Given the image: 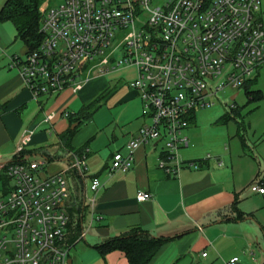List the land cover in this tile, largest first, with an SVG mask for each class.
Masks as SVG:
<instances>
[{
  "label": "built area",
  "instance_id": "1",
  "mask_svg": "<svg viewBox=\"0 0 264 264\" xmlns=\"http://www.w3.org/2000/svg\"><path fill=\"white\" fill-rule=\"evenodd\" d=\"M261 7L262 0H59L44 14L39 48L12 62L37 102L78 92L94 74L134 68L131 88L140 93L148 123L127 144V156L114 155L111 174L129 171L141 147L163 142L159 168L178 177L196 110L211 107L227 89L246 90L264 67ZM89 152L73 158L81 176ZM47 164L0 159V264H69L70 250L85 238L83 232L68 243L71 188L64 173L48 174ZM101 188L94 178L91 191ZM251 189L264 194L259 185ZM151 198L137 194L140 203Z\"/></svg>",
  "mask_w": 264,
  "mask_h": 264
},
{
  "label": "crops",
  "instance_id": "2",
  "mask_svg": "<svg viewBox=\"0 0 264 264\" xmlns=\"http://www.w3.org/2000/svg\"><path fill=\"white\" fill-rule=\"evenodd\" d=\"M22 44L26 55L29 49ZM18 51L0 34V159L8 161L28 152L31 159L53 163V174L68 175L71 202L87 208L84 240L89 239V249L99 253L94 254L96 264H129L123 252L113 251L103 256L94 246L121 238L134 229L155 238L170 239L152 264H228L235 258H238L235 264H260L258 255L264 262V194L251 189L253 185L264 188V129L261 140L252 146L239 137L241 144L235 151L231 147L207 149L202 146L201 134L190 130L188 148L192 152L181 158L185 167L178 177L169 176L159 168L163 142L141 147L135 151L129 171L111 174L114 155L120 152L127 156V144L148 123L140 93L124 88L121 80L116 81L113 90L101 81L89 88L95 81L91 78L78 92L67 89L37 102L19 69L13 66L12 59ZM100 76L98 80L106 77ZM257 76L256 81L260 79V70ZM98 94L105 95V100L118 97L116 106L123 109L131 105L123 122L131 131L114 146L92 143L100 136L101 128L97 126L95 136L88 140L77 138L78 127L87 115L84 109L96 102ZM49 101L52 106L45 110L44 105ZM77 107H80L78 111H70ZM64 113H69L71 118H64ZM77 119L82 122L67 143L64 136L73 130ZM244 146H250L253 154L245 153ZM86 149L90 150L86 174H73L74 156ZM193 162L199 167L188 166ZM94 178L102 183L97 193L90 189ZM79 181L83 189L78 194ZM139 192L150 193L152 198L140 203ZM94 198L95 203L91 202Z\"/></svg>",
  "mask_w": 264,
  "mask_h": 264
},
{
  "label": "rangeland",
  "instance_id": "3",
  "mask_svg": "<svg viewBox=\"0 0 264 264\" xmlns=\"http://www.w3.org/2000/svg\"><path fill=\"white\" fill-rule=\"evenodd\" d=\"M7 2L8 0H0V12L5 7ZM58 3L59 0H40V12L43 17L48 9L57 5ZM260 18H262L264 23V0H262ZM42 22L43 18L41 25ZM0 34L4 36L6 40L12 43V47L15 45V48L19 49V51L16 53L17 56L24 57L22 52L24 48L23 44L21 40H16V31L11 22H0ZM263 70L264 69L260 70V79L256 81L258 78V76H256L255 81L248 90L227 89L213 100L214 104L211 107L198 108L195 112L196 125H192L187 130V136L189 137L190 130H197L198 134L200 133L202 137V146L206 147L207 149L211 146L222 150L226 147H231L232 151H235V149H237V147L241 144L239 137H241L245 143H248L251 146L258 143L262 138V131L264 129V100L259 104L260 109L258 108L257 110H254L256 105L253 103H251L246 108L245 106L249 100L248 92L259 89L264 93ZM92 76V78H95L93 79L95 81L91 82V84L88 86L89 88L98 86L97 82L101 81L109 84V87H111L113 90L117 86L116 81L121 80L123 81L122 85L125 84L124 88L132 89L130 86L131 83L137 78V72L134 68L123 66L119 70L107 74L104 79L98 80L97 78L100 76L98 74H94ZM83 77L86 78L87 76L84 75ZM101 93L103 92H100L99 94ZM99 94L97 98L99 97ZM237 94V99L232 101V96ZM116 99H118V97L113 100H105L95 104L93 109L90 110V114L85 116L82 124L78 127L79 131L77 133V138L81 140H88L91 138V136H95V126L101 128L100 136H98L96 140L92 141V143H99L101 145L110 144V146H114V144L122 141L124 137H128L131 127H127L128 125L124 126L123 122L125 117H128V115H125V113H127V108H131V105L124 106L127 108L123 109L120 107V105L116 106ZM51 101L44 105L45 110L51 108L53 102ZM232 105H235L234 109H238L240 115L233 112V109L231 108ZM79 108L80 107H77L76 110L71 109L70 111H78ZM228 116L232 117V119L228 118V121H225V118ZM123 128H125V131H122ZM250 148V146H244V152L253 154ZM189 152H192V148L182 149L179 153L181 158H183V156ZM32 159L37 160L35 157ZM54 170L55 166L53 163L49 162L46 166L47 173L53 174ZM72 172L74 174L76 171ZM64 177L68 180L70 185V180L66 173H64ZM76 177H78L77 174ZM78 180H80L79 177ZM82 189L83 187L81 185V181H79V192L77 191V193H81ZM88 245H91L89 239L81 240L70 250V258L73 259V264H96V257H94V254L96 256L99 253L96 251L93 252L91 249H89ZM257 259L260 261V264H264L260 255L257 256Z\"/></svg>",
  "mask_w": 264,
  "mask_h": 264
},
{
  "label": "trees",
  "instance_id": "4",
  "mask_svg": "<svg viewBox=\"0 0 264 264\" xmlns=\"http://www.w3.org/2000/svg\"><path fill=\"white\" fill-rule=\"evenodd\" d=\"M42 18L40 0H8L5 7L0 12V22H11L15 26L18 38L28 47L29 52L37 50L42 42V35L40 34ZM252 84L253 82H250L246 90H248ZM248 96L249 100L245 108L253 103L256 105L254 110H257L259 104L264 100L263 92L257 89L248 92ZM105 98V95L99 97L94 104L84 109L85 113L89 115L94 105L104 101ZM233 112L240 115L238 109H233ZM69 118H71V116H69ZM228 118L232 119V117L228 116L225 118V121H228ZM80 122H82V120L77 119L76 123ZM192 122L193 124L195 123V118ZM76 129L70 130L67 135L64 136V141L69 143ZM30 156V153L23 152L18 157L31 159ZM49 162L50 161H47V163ZM68 206L71 217L68 243L75 244L84 232L83 221L87 208L82 209V207L75 206L71 200ZM243 217L244 216L241 215L240 219L243 220ZM262 231L264 233V228H262ZM169 241L170 239L155 238L142 230L134 229L128 231L121 238L107 241L103 244L94 246V248L103 256L113 251L123 252L129 264H152Z\"/></svg>",
  "mask_w": 264,
  "mask_h": 264
},
{
  "label": "water",
  "instance_id": "5",
  "mask_svg": "<svg viewBox=\"0 0 264 264\" xmlns=\"http://www.w3.org/2000/svg\"><path fill=\"white\" fill-rule=\"evenodd\" d=\"M236 97H237V96H234V97L232 98V100L235 101ZM78 126H79V124H75V125L73 126L72 129L74 130V129H76ZM69 264H72V261H71V260L69 261Z\"/></svg>",
  "mask_w": 264,
  "mask_h": 264
}]
</instances>
